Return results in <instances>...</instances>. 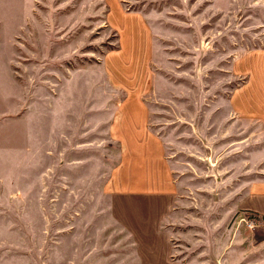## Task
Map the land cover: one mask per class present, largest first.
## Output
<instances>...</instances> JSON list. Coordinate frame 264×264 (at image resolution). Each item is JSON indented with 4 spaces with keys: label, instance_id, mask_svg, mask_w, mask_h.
<instances>
[{
    "label": "rangeland",
    "instance_id": "obj_1",
    "mask_svg": "<svg viewBox=\"0 0 264 264\" xmlns=\"http://www.w3.org/2000/svg\"><path fill=\"white\" fill-rule=\"evenodd\" d=\"M136 190L168 262L264 264V0H0V264H140Z\"/></svg>",
    "mask_w": 264,
    "mask_h": 264
},
{
    "label": "crops",
    "instance_id": "obj_2",
    "mask_svg": "<svg viewBox=\"0 0 264 264\" xmlns=\"http://www.w3.org/2000/svg\"><path fill=\"white\" fill-rule=\"evenodd\" d=\"M159 191H155V190ZM140 190V189H139ZM161 193L157 195L159 200H153L155 203L162 205L163 215L167 216L172 204L173 196L169 189L156 187L151 193ZM163 192V193H162ZM150 193V192H149ZM136 196H145L152 198L148 193L142 191H134L130 194L117 196L113 200V212L116 218L124 226L130 236L133 238L136 245V254L140 261V264H172L168 262V251L169 243L167 234L160 229V223L162 220L158 221L155 229L144 228L141 229L133 221L128 219V213L126 215L125 201L128 199H133ZM144 200H149L145 198ZM251 211L257 212L264 217V208H249ZM174 264V263H173Z\"/></svg>",
    "mask_w": 264,
    "mask_h": 264
},
{
    "label": "trees",
    "instance_id": "obj_3",
    "mask_svg": "<svg viewBox=\"0 0 264 264\" xmlns=\"http://www.w3.org/2000/svg\"><path fill=\"white\" fill-rule=\"evenodd\" d=\"M244 213L247 219L252 221L254 224H257L258 222L264 224V217L259 213L250 210H246Z\"/></svg>",
    "mask_w": 264,
    "mask_h": 264
}]
</instances>
